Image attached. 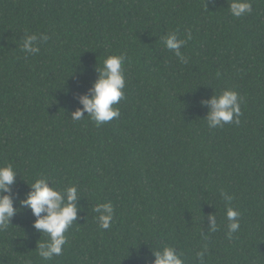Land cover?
<instances>
[{"label":"trees","instance_id":"obj_1","mask_svg":"<svg viewBox=\"0 0 264 264\" xmlns=\"http://www.w3.org/2000/svg\"><path fill=\"white\" fill-rule=\"evenodd\" d=\"M251 3L237 19L227 0H0V166L17 171L20 209L0 231V264H149L165 246L186 264L205 246L204 264H264V0ZM187 31L185 64L160 38ZM40 33L39 54L22 52L20 38ZM120 54L119 118L72 120L96 67ZM225 89L242 100L240 124L210 129L201 101ZM40 178L82 199L51 261L19 203ZM222 190L241 213L231 240ZM107 202L115 216L101 230L91 209Z\"/></svg>","mask_w":264,"mask_h":264},{"label":"clouds","instance_id":"obj_2","mask_svg":"<svg viewBox=\"0 0 264 264\" xmlns=\"http://www.w3.org/2000/svg\"><path fill=\"white\" fill-rule=\"evenodd\" d=\"M228 11L234 18L250 15L253 11L251 0H227ZM20 48L28 56L39 54L41 44H46L47 34H25L21 38ZM166 49L172 51L181 63H188L189 58L181 51L192 39L191 31H187L183 39L175 32H169L160 38ZM127 57L124 54L109 55L103 60L102 67H96L97 79L84 94L76 97L81 106L72 113L71 119L79 121L85 117L100 127L119 118L118 105L125 98L126 77L124 64ZM242 100L239 94L231 89H225L216 93L209 99L201 101V106L208 109L204 118L210 129L223 128L226 124H240ZM87 113V116H85ZM18 174L11 163L0 166V231H5L17 215L18 209L14 206L13 185ZM30 190L20 200V208L28 209L35 217L33 227L37 232L47 237L38 242L37 253L44 261H51L54 257L63 255L64 246L67 243L66 233L77 224L79 213L83 211L80 206V193L78 187L73 185L63 189L57 187L47 178H40L28 184ZM221 197L226 202L225 218L226 236L231 240L233 234L241 227V213L231 206L234 197L226 191H221ZM96 214L95 219L101 230H110L115 216V208L111 202L97 203L92 207ZM210 221L209 233L219 230L216 213L207 217ZM207 246L196 254L199 264H204ZM153 260L149 264H186L183 252H178L175 247L165 246L162 250L152 251Z\"/></svg>","mask_w":264,"mask_h":264}]
</instances>
